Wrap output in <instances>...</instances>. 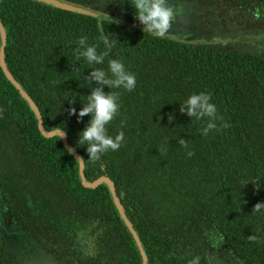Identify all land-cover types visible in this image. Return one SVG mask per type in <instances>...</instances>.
Masks as SVG:
<instances>
[{
  "label": "trees",
  "instance_id": "obj_1",
  "mask_svg": "<svg viewBox=\"0 0 264 264\" xmlns=\"http://www.w3.org/2000/svg\"><path fill=\"white\" fill-rule=\"evenodd\" d=\"M65 1L118 21L104 24L113 46L103 64L74 53L81 36L98 52L105 49L94 16L35 0H0L7 68L38 107L44 128L65 131L87 180H112L147 264H188L197 256L199 264H211L203 243L208 232L241 264H264V210L252 211L264 202V50L194 43L170 30L163 37L143 32L136 12L114 0ZM173 1L192 5L195 29L264 32V0ZM108 59L121 60L136 87H103L119 95L108 135L123 131L125 138L117 151L91 162L77 143L91 117L78 119L69 109L79 112L96 86L85 77L94 67L107 72ZM200 92L210 94L223 117L206 136L205 120L180 112ZM0 108V264H27L36 249L55 264H142L108 186L82 185L74 156L58 136L39 132L35 113L1 67ZM81 236L92 237V246Z\"/></svg>",
  "mask_w": 264,
  "mask_h": 264
},
{
  "label": "clouds",
  "instance_id": "obj_2",
  "mask_svg": "<svg viewBox=\"0 0 264 264\" xmlns=\"http://www.w3.org/2000/svg\"><path fill=\"white\" fill-rule=\"evenodd\" d=\"M130 3L136 9L135 19L143 25L142 31L149 32L156 36L163 37L171 29L172 22L175 18V10L167 3V0H130ZM98 21L97 28L99 30L98 39L105 45V49L101 52L97 51V45H89L87 36H81L77 41L78 47L74 49L76 58H83L88 64H103L105 58L109 56L113 46V38L110 34L105 33L104 24L116 23L108 13L101 10L95 16ZM108 71L103 68H92L89 76L85 77L89 84L95 81L96 86L86 96V103L76 112L75 108L69 109V115H77V118H83L88 115L91 119L85 125L84 129L78 134L77 143L84 147L88 154V159L95 162L100 159L101 155L111 151H117L124 142V132H118L114 137L108 135L106 125H108L117 115L120 105L118 103L119 95L114 92L103 91V87L109 89L123 88L126 91H133L136 87L135 74L128 71L124 63L119 59H108ZM72 101L71 103H73ZM5 110L0 108V118L3 117ZM180 112L188 117H195L197 120H205L206 125L201 130L203 135H208L210 131L219 130L217 120H223L218 117L217 107L211 102L210 94L205 92L192 93L181 104ZM169 119H172L169 116ZM123 127V124L121 125ZM222 127H230L223 124ZM178 143L185 149L189 148L186 139H178ZM166 148L162 146L161 153ZM194 153L188 151L187 155L191 157ZM264 210V202L256 203L252 211L260 212ZM248 240L257 241L255 235H249ZM200 258L194 257L188 261V264H199Z\"/></svg>",
  "mask_w": 264,
  "mask_h": 264
},
{
  "label": "water",
  "instance_id": "obj_3",
  "mask_svg": "<svg viewBox=\"0 0 264 264\" xmlns=\"http://www.w3.org/2000/svg\"><path fill=\"white\" fill-rule=\"evenodd\" d=\"M35 1H38V2L46 4V5H50L52 7H57V8L77 12V13L92 15L94 17L96 16V13L99 12V11H95L93 9H90L88 7H85V6H82L79 4H75V3H71V2L65 1V0H35ZM111 18H113V17H111ZM113 20L117 21L114 18H113ZM168 37H171V35H169ZM6 38H7V36H6L5 29H4V27L0 21V67L3 70L6 78L14 85V87L16 89H18L20 94L27 101V103L29 104V106L31 107L33 112L35 113L36 118H37V122H38L39 132L45 137L58 136L61 139L65 148L74 156V158L76 159V161L78 163L79 177H80V181H81L83 186L92 188V187H96L97 185H99L101 183H104L108 186L109 191H110L111 196H112V199H113V202H114V204L118 210V213H119L120 217L122 218V220L124 221L125 225L127 226L128 230L130 231V233H131L132 237L134 238V240L137 244V247L141 253L142 264H147L146 255L144 253V250L142 248V245L140 243L138 235H137L135 229L133 228L131 222L129 221V219L127 218V216L124 212L123 206L120 203V200L116 194L115 187H114L112 180L107 176H100L93 181L87 180L85 177V174H84V163L82 161V158L79 155V153L76 151V149L68 142L67 135H66L65 131H63L62 129H58V128L52 129V130H46L44 128L42 116L40 114V111L38 110V107L36 106V104L34 103L32 98L22 89L19 82L14 78V76L11 74V72L7 68V65L5 62ZM191 42L200 43L201 41H191ZM202 42H204V41H202Z\"/></svg>",
  "mask_w": 264,
  "mask_h": 264
},
{
  "label": "rangeland",
  "instance_id": "obj_4",
  "mask_svg": "<svg viewBox=\"0 0 264 264\" xmlns=\"http://www.w3.org/2000/svg\"><path fill=\"white\" fill-rule=\"evenodd\" d=\"M167 3L174 8L176 13L170 30L185 40L201 42L210 41L212 43H220L222 45L232 44L233 42H242L243 45L249 49L264 50V33L249 37L243 35L242 33V35H240V33L237 34L235 32L217 34L202 32L199 29L193 28L191 20H189L193 16V9H191L188 5L183 6L180 3H173L171 0H167ZM128 4L131 5L130 2H128ZM124 5H127V0H125ZM208 234V236L204 237L203 243L207 249L206 252L211 259V264H241L231 250L226 248L222 244L221 240L213 234V232H208ZM37 255V252L34 251L30 255L32 257L28 254V263L42 264L35 258Z\"/></svg>",
  "mask_w": 264,
  "mask_h": 264
},
{
  "label": "flooded vegetation",
  "instance_id": "obj_5",
  "mask_svg": "<svg viewBox=\"0 0 264 264\" xmlns=\"http://www.w3.org/2000/svg\"><path fill=\"white\" fill-rule=\"evenodd\" d=\"M114 1H118V3L122 6V7H124V8H126V9H129V10H131V11H133V12H136V10L133 8V5L131 4V5H129L128 4V2H130V0H127V5H124V2H125V0H114ZM173 3H180L181 5H188L191 9L193 8L192 7V5L191 4H187V3H183V2H175V1H173V0H171ZM197 29H199V28H197ZM200 31H202V32H207V31H205V30H201V29H199ZM170 32L172 33V34H174V36H177L178 38H181V39H183L181 36H178V35H176V33L175 32H173V31H171L170 30ZM262 33H264V32H262ZM262 33H260V34H262ZM260 34H258V35H260ZM240 35H242V34H240ZM243 35H245V36H253V35H246V34H243ZM206 42H209V43H212V42H210V41H206ZM235 44H239L238 42H233L232 43V45H235ZM228 45H230V44H228ZM81 237H83V236H81ZM84 238V237H83ZM84 242L85 243H87L88 244V247H90V246H92V244H93V238L92 237H88V238H84ZM34 252H37V256L35 257L37 260H39L42 264H55L54 262H53V260L47 255V253L45 252V250L44 249H36ZM28 253V252H27ZM32 254V252L30 251L29 252V256ZM30 257H32V256H30ZM24 261H26V263L27 264H30V263H28V257H27V255H26V259L24 260Z\"/></svg>",
  "mask_w": 264,
  "mask_h": 264
}]
</instances>
